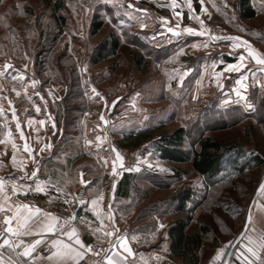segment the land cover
Returning a JSON list of instances; mask_svg holds the SVG:
<instances>
[{"label": "rangeland", "instance_id": "1", "mask_svg": "<svg viewBox=\"0 0 264 264\" xmlns=\"http://www.w3.org/2000/svg\"><path fill=\"white\" fill-rule=\"evenodd\" d=\"M203 2L210 26L219 27L222 35L235 36L241 27L249 31L252 25L264 23L260 18H241L237 0ZM251 3L264 9V0ZM53 10L62 18L61 29L53 19ZM169 12L158 0H0V71L5 73L0 75V93L7 97L0 100V105L9 107L10 100L11 107L17 108L21 131L34 154L38 150L43 157L50 151L63 150L64 184L69 186L61 196L64 209L75 208L74 189L82 187L87 192L90 188L95 192L97 186H113L124 174L130 176L133 193L129 198L117 199V212L111 213L112 223L126 231L124 237L132 255L123 253L120 247L119 252L128 264H184L170 253L167 234L175 219L174 196L183 190L193 194L187 205L192 217L187 231L201 232L200 226L207 227L198 249L200 261L211 260L229 241L232 245L225 248V254L231 252L235 243L245 240L240 233H246L248 207L264 174V108L250 112L251 108L246 107L243 113L236 110L233 91L231 94L225 89L231 81L215 76L216 58L208 57L204 43L195 49L173 48V33L162 28L172 23ZM161 14L169 16L166 23ZM95 17L103 21V26L92 34L90 25ZM109 35L119 40L117 54L107 50L104 59L94 63L96 48ZM135 56H142L141 68ZM5 63L12 67L4 70ZM19 73H23L24 80H13ZM33 79L39 82L35 88L31 86ZM93 88L103 99L92 92ZM27 115L35 121L44 120V126L36 123L32 131L29 124H24ZM101 115L106 123L100 120ZM6 120L9 125L16 123ZM180 126L187 132L188 160L183 163L158 157L157 135L130 149L118 144L130 132L153 127L156 134L171 133ZM10 130L20 146L17 159L28 160L20 154L24 153L25 140L15 128ZM200 134L237 146L247 158L257 155L263 162L254 168H248L247 161L242 169L229 167L218 175L215 185L206 187L191 166V150ZM97 136L101 141L96 140ZM43 144H51V148L41 152ZM113 148L123 158L124 167L118 166L117 174L112 171ZM0 151L8 156L2 168H12L24 178L39 163L28 160L21 170L8 161L12 155L10 143L0 145ZM46 190L40 193L43 197L57 195ZM106 193H93L95 198L103 196L99 205L108 198ZM65 199L71 203H65ZM109 201L112 205L114 198ZM112 223L107 220L100 234Z\"/></svg>", "mask_w": 264, "mask_h": 264}, {"label": "crops", "instance_id": "2", "mask_svg": "<svg viewBox=\"0 0 264 264\" xmlns=\"http://www.w3.org/2000/svg\"><path fill=\"white\" fill-rule=\"evenodd\" d=\"M143 1H149V0H143ZM158 1H160V4L163 7H166V9L170 11L169 15L173 18L172 23L168 21L169 23L167 25L163 24L162 26L163 30L167 31V27L170 26L176 31H179L181 33L178 36H174V39L172 41L173 43H175V46H173V48L176 47V49H180V48L189 47L190 49H195L201 43H204L203 45H207V48H206L207 50H205V53L208 54V57L216 58L215 59L217 63L216 68L217 67L218 68L215 71V76H219L223 80H227V83L231 81V84L230 85L227 84L228 88L225 87V89L227 90V92L231 91V94L233 91L232 97L236 98L235 107H237V110L241 111L242 113L246 112V107L247 109H249L248 105H251L250 112H256L259 109L261 99L264 97V88H262L260 86V83H258V82H264V72L259 71V66L256 65L255 61L245 60L246 68L249 69V71H245L244 69H242L241 72L247 77V79L245 80V84L247 85V88L246 89L240 88V85H238L236 81L240 79L241 73L234 72V71L229 72L226 70L229 64L237 63L240 55L246 53V50L244 48H234L232 45V41L223 38V37L233 36V35H229L228 33L224 32L222 36H218L221 38L217 40H212L207 36H201L198 34L199 31L201 30L200 23L199 21L193 20L191 18L189 9L185 4V0H176L177 7L175 11L170 6L172 0H158ZM253 6L257 11L255 17L250 18V19H246V18H243V19L252 20L254 18H260L264 21V9L258 8V6L256 5H253ZM192 8H193L192 14L199 16L200 19L203 20L205 28L207 29V27L210 26V24L208 22V18L203 13V12L205 13L207 12L201 11L202 8L206 9V6L203 0H192ZM176 12H180L182 13V15L180 17H177ZM161 17H163L164 19L167 18L166 20H168L169 18V16H167L166 14L165 15L161 14ZM245 24H248V23H245ZM188 27L195 29L197 34H185V32H183V29L188 28ZM248 29L249 31H246L244 27H241V29H238L237 35H235V37H240L243 40L248 41L254 49H256L257 51L261 53H264V23L260 24L259 26L252 25ZM193 45H197V46L193 47ZM253 73L255 75H253ZM237 89H240L245 99H241L239 96H237L236 94ZM0 97H2L1 93H0ZM224 99L228 100L227 98H224ZM225 105L228 106L229 104H225ZM0 107H3L4 109V115L0 116V140H2L5 138L4 133L8 129L10 130V127L11 129H14V128L16 129L15 127L16 123L9 125V122H8L7 128H4L3 122L6 119L10 120L11 122L13 121L11 119L12 111L10 110V107L8 106L0 105ZM11 108H14V107H11ZM14 109L16 111V114H18L17 108H14ZM27 116H28L27 119L29 120L31 115H27ZM27 119L24 120V124L26 125H28ZM35 129L36 127L34 125L31 126L32 131H35ZM12 138L14 141L17 140V138H15V135H12ZM0 145H4V144H0ZM20 154H22L24 157H27V153H20ZM7 157H6V154H4V152L0 151V177H2L6 182H15L21 185V190L13 194L11 191V183L8 184L7 192L10 198V202L28 204L30 206H34L35 208L41 209V214L38 215V218H34L35 223L33 224V232L34 233L40 232V235H33L30 237H21L27 243H30L32 239L40 238V236H43L44 238L42 241L43 243L47 239V236L49 235L50 236L49 242L53 239H62L67 243L73 244L74 247H78L75 245L74 239L70 240L68 236L66 235H62V236L54 235L56 232H61V233L68 232V231H71L73 228L76 229L77 235L79 236L83 244L89 240L103 242L107 239V236L105 234L103 235L100 234L99 231H96V229H98L100 226V221L97 219L95 215V211L93 210L91 206V200L95 199V196L93 193H97V191H100V190H104L107 192L106 196H108V198L105 200V202L102 205H98L96 209V210H99L105 213L104 224H106V221L108 220L107 213H108L109 208H111L112 210L111 213H113V211L117 212L115 201L117 199L120 200L124 198H129L131 194L133 193L131 188L128 190L127 194H123L121 192V188L118 185L120 178L119 180L116 181L114 188L113 186L104 188L103 185H100V186H97V191L95 192L90 190V188H87V193H89L90 199H91L88 209L85 211H82V210L78 211L75 222H73L72 224H67V223L61 222L59 215H58L60 212L67 211L66 209H64V206L62 205L61 196H63L62 194H64V189L65 188L68 189L69 187L68 185L64 184L65 177H64L63 150L58 153L54 151L53 152L50 151L43 157L40 155L39 151L37 150L34 154V159L39 160L37 161L39 163L38 165H34L32 171L38 170L40 173H38L37 171V177L31 178V179L24 178L22 174L20 175L17 171L13 170L12 168H8V165H7L8 169L5 171V169H3L2 168L3 166L1 165L2 164L6 165L5 160ZM11 157L12 155H10L8 161H11ZM43 169L44 171L42 172ZM81 178L83 179V176ZM26 179L29 180L27 181V183H25L24 181ZM37 179L41 183H45V185L49 187H53V188L46 187L47 189L46 191H48V189H51L50 191L54 192L57 195L54 197L53 194H50L49 197H46V196L43 197L42 194H40L42 192L30 190V189H35ZM102 179L103 178H101V180ZM261 183H264V174L261 176V178L258 181L257 187L255 189L253 198L251 199V202L248 207V212H247L246 233L252 236L254 239H258L260 235L264 234V190H260L259 186ZM58 188L59 190H57ZM57 198H59L60 200H56ZM110 198L112 199L114 198V203H112V205H111V202L109 201ZM43 213H51L53 216L57 217V220L55 221V223L58 226L56 231L54 232L42 231L40 227L41 224L43 222H47L46 217L43 215ZM9 215H12V213L10 212ZM249 215H251V219H249ZM109 222L112 223L114 221L112 220ZM12 223L15 226V223H16L15 220H13ZM60 225L63 226L62 229ZM247 242H248L247 239H245L244 241L241 240L235 243L233 249L230 252V256H229V259H227L226 264H241V261L236 258V249L242 247V245L244 244H247ZM0 243H2V241H0ZM40 245H38L37 248ZM54 250L55 249H52V251ZM81 251H83V249H81ZM0 252H3V255L5 258H7L10 254V250L7 249L6 246L3 249H0ZM49 254L50 252L45 255L44 254H36V255L32 254V255L37 258L36 264H51L50 261L43 259V258L48 257ZM224 256H227V254H224L222 258ZM24 259H28V258H24ZM199 259H200V256H199ZM212 260L213 258H211V260L209 261H204V262L199 260V263L207 264ZM66 264H73V262L71 260H68L66 261Z\"/></svg>", "mask_w": 264, "mask_h": 264}, {"label": "snow or ice", "instance_id": "3", "mask_svg": "<svg viewBox=\"0 0 264 264\" xmlns=\"http://www.w3.org/2000/svg\"><path fill=\"white\" fill-rule=\"evenodd\" d=\"M185 4L189 9V13L191 15V18L193 20H197L200 23L201 30L199 31V35L201 36H207L212 40L220 39L221 37L211 35L207 29L205 28L203 20L200 19L199 16H196L192 14L193 8H192V0H185ZM173 10L175 11L177 4L176 0H172L170 5ZM131 7V5H129ZM201 11H206V9L202 8ZM182 13L176 12V16L180 17ZM166 23V18H165ZM163 26V25H162ZM141 27H144L143 24H141ZM167 31L173 33L174 36H178L181 33L179 31H176L172 27H167ZM183 32L188 34H194L196 32L193 28H184ZM224 39L232 41V45L234 48H244L246 50L245 54H241L239 57V60L235 64H229L227 66V71L229 72H238L241 73L240 79L236 81L238 85H240V88L246 89L247 85L245 84V80L247 77L241 72L242 69L245 71H249V69L246 68L245 60H252L255 61L256 65L259 66V71L264 72V53H261L254 49L252 45L246 41L243 40L240 37L235 36H227L223 37ZM197 45H193V47H196ZM207 46V45H205ZM12 67L11 64L5 63L3 65V69L7 70ZM4 71H0V75H4ZM253 75H255L253 73ZM13 80H24L23 73H19L17 76L12 77ZM39 82L36 80L31 81V86L35 88V86ZM260 83V86L264 88V82H258ZM221 86L222 85H218ZM25 88V94L27 90V85H24ZM15 91V89H13ZM92 92L96 96H100V93L97 92L94 88L92 89ZM37 96L40 95L39 92L35 93ZM51 95V93H49ZM237 96H239L241 99H245L243 96V93L240 91V89L236 90ZM17 96H20V92H16ZM101 99H103L102 96H100ZM195 98V97H194ZM0 99H7V97H0ZM31 99V97H29ZM41 100H43V97L41 96ZM9 107L12 111V117L11 119L13 121H16V131L20 133V139L25 140V143L23 144V152L27 153L28 160H31L33 164L37 163V161L33 158V149L29 142L25 139L24 133L21 131V124L19 120L17 119L16 111L14 108H11L12 102L9 100ZM116 102L113 101V104ZM249 108H251V105H248ZM46 110V105H45ZM41 111L40 107H36V112L39 113ZM4 115V109L3 107H0V116ZM51 119V117H49ZM100 120L105 121V118L103 115L100 116ZM39 123L41 126H44L45 121L39 120L35 121L33 119L28 120L29 126H33L34 124ZM106 123V121H105ZM4 128H7L8 122L5 120L3 122ZM54 126V125H53ZM5 138L0 140V144L8 145L11 144L12 148V157L11 162L13 166L19 167L21 170H23L28 162V160L25 159H17V152L20 151V146L13 140L12 138V132L11 130H8L4 133ZM97 141H101V137H96ZM87 143H92V141H87ZM97 147H99V143H97ZM51 144H43L40 151L43 152L44 150L50 149ZM113 152H115V158L112 162V171L113 174H117L118 172V166L120 169L124 167L123 165V158L121 154L115 149H112ZM146 162V161H145ZM26 178H34L37 177V170H34L31 172V175L28 176L27 173H25ZM11 183V191L13 194L21 190V185L15 183V182H6L2 177H0V212H11L12 215H4L3 221L4 224L7 225L6 228H3L0 230V249H3L5 246L7 249L10 250V254L7 258L4 257L3 252H0V264H36L37 258L32 255V253L36 250L37 246L40 245L43 241V236H40L38 239H32L30 243H27L24 239L21 237H30L33 235H40V232H33V224L35 223L34 218H38V215L41 214V209L35 208L34 206H30L28 204L23 203H11L10 198L7 192L8 184ZM81 183H87L84 180H81ZM46 185L42 184L38 179L36 181V187L35 190L38 192H43L46 190ZM115 185H113V188ZM260 190H264V183L260 184ZM59 190V188L57 189ZM73 200H79V203H83V199H79L75 196L72 198ZM103 200V196H97L95 199L91 200V206L93 210L95 211V215L97 219L100 221L101 227L96 229V231H103L106 227L104 225V217L105 213L96 210L100 201ZM65 203H71L70 200L65 199ZM111 208L108 209L107 213V219L109 221L113 220V217L111 215ZM43 215L46 217L47 222H43L41 224L42 231L46 232H54L57 230V224L55 221L57 220V217L53 216L51 213H43ZM249 219H251V215H249ZM13 220H15V226L13 225ZM62 229V225H60ZM161 228L164 227L163 224L160 225ZM115 230L112 231H105L104 234L108 237L113 236ZM7 233V235H6ZM62 235L68 236L70 240L74 239L75 245L78 247H74L73 244L67 243L62 239H53L50 241L52 249H55L54 251L50 250V254L48 257L43 258L47 261H50L51 264H66V261L71 260L73 264H76L77 261L82 260V258L85 255V252H93V255L99 256L100 254L97 252H94L92 246H87L81 242L79 236L77 235V231L75 228H73L71 231L68 232H62ZM240 237L247 239V244L242 245V247L236 249V258L241 261V264H264V234L260 235L258 239H254L252 236L248 235L245 232L240 233ZM135 239V237H133ZM116 243L119 244V247L123 250V253H127L128 255H132V250L128 246V243L125 239V237L117 234L116 235ZM232 242L229 241L227 244L224 245L223 248L219 249L214 257L213 262L220 258L222 254H225V248L231 247ZM81 249H84V251H81ZM108 249H104V260L103 261H97L96 264H128L127 258L122 255L121 252L116 250V244L112 245V254H108ZM28 258V259H24ZM157 260L161 259L159 256L155 257Z\"/></svg>", "mask_w": 264, "mask_h": 264}, {"label": "trees", "instance_id": "4", "mask_svg": "<svg viewBox=\"0 0 264 264\" xmlns=\"http://www.w3.org/2000/svg\"><path fill=\"white\" fill-rule=\"evenodd\" d=\"M238 14L241 18L250 19L255 17L257 11L251 3V0H237ZM59 5L55 2L53 8ZM59 8H56L58 11ZM56 10L52 11V16L57 26H62V18ZM103 26V21L95 17L91 22V33L95 34ZM119 40L114 35H109L102 45L95 50L94 63L104 59V53L109 50L113 55L117 54ZM142 56L134 57L138 67H142ZM264 108V97L260 101L259 108ZM231 109H227L230 111ZM237 110V109H236ZM156 128H145L142 130L124 134L118 141V144L125 149H130L138 144L151 141L157 135L156 149L158 157L163 160L174 163H183L188 160V152L185 149L186 130L183 127H177L171 133L160 132L156 134ZM191 166L195 172L202 178L206 187H211L217 183L218 175L226 172L229 167L242 169L245 162H249L248 168L260 166L263 159L257 155L245 156L244 151L237 146L226 145L222 141L210 137L209 135L200 134L197 138L196 145L192 148ZM121 182V183H120ZM120 183V184H119ZM118 185L123 194H127L132 187L130 176L124 174ZM191 190H183L174 196V213L175 219L168 226L167 234L169 239V250L174 256L180 257L184 264H199L198 249L203 243V234H206L207 227L200 226L201 232L190 233L187 231L192 217L188 203L192 201Z\"/></svg>", "mask_w": 264, "mask_h": 264}, {"label": "built area", "instance_id": "5", "mask_svg": "<svg viewBox=\"0 0 264 264\" xmlns=\"http://www.w3.org/2000/svg\"><path fill=\"white\" fill-rule=\"evenodd\" d=\"M207 31L211 34V35H215V36H222L221 32L222 30L219 27H212V26H208L207 27ZM73 196L79 198V199H83V203H79V200H73L74 204H75V208L73 210H67L65 212H60L59 218L61 222L67 223V224H72L73 222H75L76 217H77V213L80 210H84L87 209L89 206V197L87 192L85 191L84 188L82 187H78L76 189L73 190L72 192V198ZM10 212H0V230H2L3 228H6V224H4L3 221V217L4 215H9ZM114 231L113 236L108 237L105 241L103 242H95L92 240L86 241L84 243L85 247L87 246H92L94 252L99 253V256L93 255V252H85L84 257L82 258V260L78 261L76 264H96L97 261H103L104 260V249H108V254L111 255L112 254V245L116 244V250L119 251V244L116 243V235L119 234L121 236H125L126 231H121L119 229V226L116 223H112L109 225L108 227V231ZM7 235V233H6ZM54 235L57 236H62L61 232H56ZM49 235L47 236V239L38 247L36 248V250L32 253L33 255L36 254H47L50 252V250H52L51 244L49 242ZM84 251V249H83ZM230 256V252L227 253V256H224L223 258H219L217 260H215L213 262L210 261L207 264H226L227 263V259H229ZM106 264V262H105Z\"/></svg>", "mask_w": 264, "mask_h": 264}]
</instances>
